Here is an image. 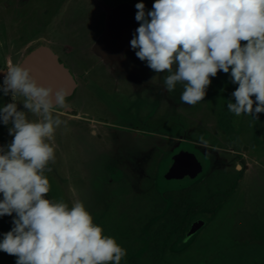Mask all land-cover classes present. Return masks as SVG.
I'll use <instances>...</instances> for the list:
<instances>
[{
	"label": "flooded vegetation",
	"instance_id": "1",
	"mask_svg": "<svg viewBox=\"0 0 264 264\" xmlns=\"http://www.w3.org/2000/svg\"><path fill=\"white\" fill-rule=\"evenodd\" d=\"M140 2L154 0H0V83L9 62L42 49L74 86L46 198L71 206L79 194L126 249L121 264H264V113H230L238 85L222 71L195 106L180 86L169 94L166 73L130 45ZM10 126L0 123V146ZM11 228L0 217V234Z\"/></svg>",
	"mask_w": 264,
	"mask_h": 264
},
{
	"label": "clouds",
	"instance_id": "2",
	"mask_svg": "<svg viewBox=\"0 0 264 264\" xmlns=\"http://www.w3.org/2000/svg\"><path fill=\"white\" fill-rule=\"evenodd\" d=\"M135 8L139 27L131 48L155 73H166L169 94L180 86V101L195 106L204 100L211 78L230 73L238 87L228 111L259 120L264 0H154L149 11L143 2ZM0 94L11 97L0 105V123L11 125L13 137L0 146V217L15 214L0 251L15 256L16 264H121L126 249L94 223L83 201L69 206L46 198L51 190L46 173L56 161L55 136L66 124L60 113L70 107V90L45 86L29 68L9 62Z\"/></svg>",
	"mask_w": 264,
	"mask_h": 264
},
{
	"label": "water",
	"instance_id": "3",
	"mask_svg": "<svg viewBox=\"0 0 264 264\" xmlns=\"http://www.w3.org/2000/svg\"><path fill=\"white\" fill-rule=\"evenodd\" d=\"M45 58L44 60H42ZM24 67L31 70L33 76H35L41 83L44 81L61 82V84H53V87H65L72 92L74 89L73 83L70 82L71 78L68 72L64 70L63 64L58 57L51 53H45L43 50H35L24 62ZM45 69V73L40 70ZM48 86V85H45Z\"/></svg>",
	"mask_w": 264,
	"mask_h": 264
},
{
	"label": "rangeland",
	"instance_id": "4",
	"mask_svg": "<svg viewBox=\"0 0 264 264\" xmlns=\"http://www.w3.org/2000/svg\"><path fill=\"white\" fill-rule=\"evenodd\" d=\"M264 176H262L258 182V192L255 194H264ZM76 196V200H79V194H69V196ZM75 201V200H74ZM3 234H0V241L3 239ZM16 257L12 255H8L7 253L0 251V264H16Z\"/></svg>",
	"mask_w": 264,
	"mask_h": 264
},
{
	"label": "trees",
	"instance_id": "5",
	"mask_svg": "<svg viewBox=\"0 0 264 264\" xmlns=\"http://www.w3.org/2000/svg\"><path fill=\"white\" fill-rule=\"evenodd\" d=\"M14 215H15V214H13V216H14ZM13 216H8V218H9V222L11 223V227H13V224H12Z\"/></svg>",
	"mask_w": 264,
	"mask_h": 264
}]
</instances>
